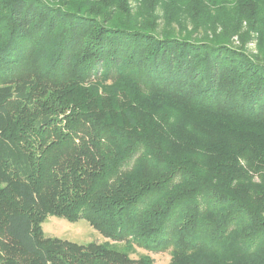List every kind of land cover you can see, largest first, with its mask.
<instances>
[{
    "label": "trees",
    "instance_id": "1",
    "mask_svg": "<svg viewBox=\"0 0 264 264\" xmlns=\"http://www.w3.org/2000/svg\"><path fill=\"white\" fill-rule=\"evenodd\" d=\"M140 2L0 0V264H264V58L228 45L245 23L264 48V0Z\"/></svg>",
    "mask_w": 264,
    "mask_h": 264
},
{
    "label": "rangeland",
    "instance_id": "2",
    "mask_svg": "<svg viewBox=\"0 0 264 264\" xmlns=\"http://www.w3.org/2000/svg\"><path fill=\"white\" fill-rule=\"evenodd\" d=\"M139 0H127V9L128 15L131 16L136 22H141L149 20V16L147 15L148 11V4L140 2ZM78 4V3H76ZM154 16H156V24L158 30H161L158 26L164 27V24H168L166 21L167 19H163L162 13L160 9L155 10ZM233 14L229 11H222L219 13H214L213 19H222L225 21L231 20ZM203 21H207L205 24H209L210 20L202 19ZM201 20V21H202ZM174 31L180 33L185 36V34L190 33L192 34L191 37L200 33L202 30L199 21L191 20L188 17H181L178 16L173 22L168 24ZM227 29L230 28V23H226ZM219 32V30H216ZM181 34V33H180ZM198 38V37H193ZM258 35L254 32L248 31V28L245 23H243L240 33L233 34L229 41V47H232L239 52L242 51L244 55L248 56L249 59H254L257 62L256 57L263 59L264 58V48H261V44L257 41ZM242 49V50H241ZM201 136V135H200ZM229 139V138H226ZM225 139V140H226ZM197 147H199L201 143V139H196ZM196 147V148H197ZM242 163H244L243 159H240ZM249 176L251 177L252 183L258 185L261 183L262 179H264V171L261 172H253L251 169L249 172ZM42 230L45 236L58 238L61 240H66L69 242L77 243V244H88L91 242L95 243H104L108 241L107 239L103 238L95 229H93L89 223L85 219H78L76 221H69L64 218H59L56 216L48 215L44 219L42 223ZM111 244L116 245L119 249H124L125 246L123 243H114L112 241H108ZM124 251V250H122ZM132 259H138L141 255H148L150 256L154 264H168L170 261V253L169 252H162V253H151L147 252L140 248H135L134 252L129 253Z\"/></svg>",
    "mask_w": 264,
    "mask_h": 264
}]
</instances>
